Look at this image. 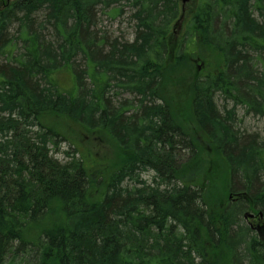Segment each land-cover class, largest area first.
<instances>
[{"label": "trees", "instance_id": "trees-1", "mask_svg": "<svg viewBox=\"0 0 264 264\" xmlns=\"http://www.w3.org/2000/svg\"><path fill=\"white\" fill-rule=\"evenodd\" d=\"M187 3L0 9V264H264V224L242 220L264 218V140L235 125L238 109L264 119V0ZM125 8L132 41L99 29ZM50 118L108 136L116 170L53 158Z\"/></svg>", "mask_w": 264, "mask_h": 264}, {"label": "rangeland", "instance_id": "rangeland-1", "mask_svg": "<svg viewBox=\"0 0 264 264\" xmlns=\"http://www.w3.org/2000/svg\"><path fill=\"white\" fill-rule=\"evenodd\" d=\"M187 1H181L180 10L182 14H185L190 7ZM5 3L6 0H0V9L1 5ZM123 12L125 14L122 17H118L114 20H111L106 15H101L99 29L107 32L112 37L132 41L133 23L128 21L130 10L125 8ZM178 23L177 26L179 27L180 23ZM173 34L176 39V37L179 36V30L175 28L173 30ZM194 61L195 63L191 62L193 63V71L196 70L197 72H201V70H203L205 72V69L210 66L208 63L200 61L197 57H194ZM180 67L181 66L178 64L172 62V67L169 68V70L175 69L177 72H184L182 67ZM58 82L63 89H68L71 85L69 76L66 73L59 75ZM237 112V121L235 125L239 131L244 132L246 135L255 134L258 141L264 140V119L250 115L245 116L242 109H238ZM45 124L55 128L62 134V137L58 139L57 147L53 148L50 146V155L59 162L70 161L73 158L80 159L90 171L93 170L97 172L93 178L96 181L103 180L116 170L122 153L117 150L116 145L108 136L98 132L88 133L76 125L69 122L67 123L60 118H50L45 122ZM189 156V152L184 150L179 157L182 158V161H185ZM201 156L202 155L197 154L196 159L192 160L193 164L185 166L186 168H184L183 173L187 174L188 172H191L192 170L190 171L188 169L190 166L195 165L196 167L197 165H200L202 160ZM198 158H201V160ZM188 175H190V173ZM153 177L154 173L149 172L143 174L142 179L147 183H150ZM246 213L251 214L252 212L247 211ZM242 220L248 226L254 227L257 224L252 222L249 217L245 218L244 215L242 216ZM220 264H223V260Z\"/></svg>", "mask_w": 264, "mask_h": 264}, {"label": "flooded vegetation", "instance_id": "flooded-vegetation-1", "mask_svg": "<svg viewBox=\"0 0 264 264\" xmlns=\"http://www.w3.org/2000/svg\"><path fill=\"white\" fill-rule=\"evenodd\" d=\"M252 222H258L259 221V219H255V217L254 218H252V219H250Z\"/></svg>", "mask_w": 264, "mask_h": 264}, {"label": "water", "instance_id": "water-1", "mask_svg": "<svg viewBox=\"0 0 264 264\" xmlns=\"http://www.w3.org/2000/svg\"><path fill=\"white\" fill-rule=\"evenodd\" d=\"M185 1V0H184Z\"/></svg>", "mask_w": 264, "mask_h": 264}]
</instances>
